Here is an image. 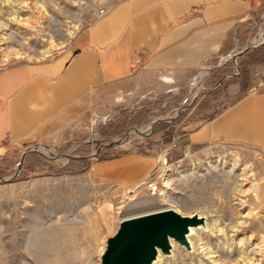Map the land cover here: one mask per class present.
<instances>
[{"label": "rangeland", "instance_id": "374dc122", "mask_svg": "<svg viewBox=\"0 0 264 264\" xmlns=\"http://www.w3.org/2000/svg\"><path fill=\"white\" fill-rule=\"evenodd\" d=\"M120 1L0 0V69L51 62L93 24L97 10ZM261 25L264 42V10L234 53ZM238 64L241 74L208 96L222 77L237 73L233 62L216 77L219 68L197 79L139 73L99 91L78 140L44 146L24 160L41 145L10 151L0 167V264H101L122 220L165 209L197 215L204 225L190 235L189 248L172 239L170 253L152 264H264V152L195 147L189 139L232 103L231 84L249 94L255 74L264 73V45ZM112 141L120 144L90 161L57 157H87ZM130 156L144 162L132 183L101 170Z\"/></svg>", "mask_w": 264, "mask_h": 264}, {"label": "crops", "instance_id": "0c3cea01", "mask_svg": "<svg viewBox=\"0 0 264 264\" xmlns=\"http://www.w3.org/2000/svg\"><path fill=\"white\" fill-rule=\"evenodd\" d=\"M106 10L51 62L0 69V167L14 149H56L81 138L102 89L139 73L203 74L243 43L264 0H122ZM242 90L238 83L228 87L232 103L189 133L193 146L234 144L264 152V88ZM143 163L130 156L101 170L132 183Z\"/></svg>", "mask_w": 264, "mask_h": 264}, {"label": "water", "instance_id": "95a60500", "mask_svg": "<svg viewBox=\"0 0 264 264\" xmlns=\"http://www.w3.org/2000/svg\"><path fill=\"white\" fill-rule=\"evenodd\" d=\"M261 32L262 25L249 46L239 52L229 54L225 60L203 70L211 73L213 70L223 67L228 62H233L237 70L236 74H229L222 77L209 90L207 96L218 89L226 79L237 77L241 74L238 59L264 45V42H260L259 40ZM161 121H157L155 126ZM119 144L120 142L116 141H112L110 144H102L95 153L87 157L72 155H61L57 157L78 161H90L95 159L104 148L118 146ZM40 147L45 148L44 146ZM37 149H30L25 152L23 154V160L30 153H41ZM1 180L5 181L3 179ZM201 225H204L203 218L197 215L192 217L182 216L173 209H165L122 220L115 236L107 241V250L102 256L101 264H152L158 258L160 251L164 254L170 253L172 247L170 244L171 239L189 248L190 244L186 237L190 229Z\"/></svg>", "mask_w": 264, "mask_h": 264}, {"label": "built area", "instance_id": "2783aa9c", "mask_svg": "<svg viewBox=\"0 0 264 264\" xmlns=\"http://www.w3.org/2000/svg\"><path fill=\"white\" fill-rule=\"evenodd\" d=\"M107 14V10L106 8H101L99 10L96 11L95 13V18H100V17H103ZM255 77L258 78V82L257 84L255 85V87L251 88V90L248 91V93H254V92H257L259 91L261 88H264V77L262 76V74L259 72L257 74H255Z\"/></svg>", "mask_w": 264, "mask_h": 264}, {"label": "trees", "instance_id": "16d2710c", "mask_svg": "<svg viewBox=\"0 0 264 264\" xmlns=\"http://www.w3.org/2000/svg\"><path fill=\"white\" fill-rule=\"evenodd\" d=\"M240 67H241V69H242V75L244 74V69H243V66L241 65V63H240ZM222 70V69H221ZM220 69H218V70H216V71H214L213 72V74L212 75H214L215 77L219 74V73H221L222 71H221ZM227 73H224V75H226ZM241 75V76H242ZM223 76V75H222ZM221 77V76H220ZM219 77V78H220ZM231 81V80H230ZM229 80L228 81H225L224 83H223V85L221 86V88L218 90V91H221L225 86H226V84H228L229 82H230ZM242 89H245V88H243L242 87ZM215 117V116H214ZM213 117V118H214ZM213 118H211V119H213Z\"/></svg>", "mask_w": 264, "mask_h": 264}, {"label": "bare ground", "instance_id": "6f19581e", "mask_svg": "<svg viewBox=\"0 0 264 264\" xmlns=\"http://www.w3.org/2000/svg\"><path fill=\"white\" fill-rule=\"evenodd\" d=\"M205 76H206V74L203 73V74L199 75L198 77H199V78H204ZM39 150H44V149L40 147ZM52 152H53V151H52ZM51 156H52V155H51ZM129 192H130V191H129ZM137 216H138V215H137ZM139 216H140V215H139ZM199 228H200V226L195 227V228H191V229H190L189 234H188L187 237H186L187 240H188V242H189L190 235L193 234V232H194L195 230H199ZM171 240H172V239H171ZM171 240H170V244H171ZM173 241H174V239H173ZM160 252H161V251H160ZM160 252H159V253H160ZM161 253H162V252H161ZM159 255H160V254H159Z\"/></svg>", "mask_w": 264, "mask_h": 264}]
</instances>
